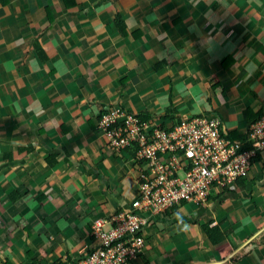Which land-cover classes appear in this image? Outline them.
Here are the masks:
<instances>
[{"label": "crops", "instance_id": "1", "mask_svg": "<svg viewBox=\"0 0 264 264\" xmlns=\"http://www.w3.org/2000/svg\"><path fill=\"white\" fill-rule=\"evenodd\" d=\"M106 106L167 126L218 114L249 146L264 111V0H0V264L81 257L93 224L132 206L136 153L109 146ZM144 230L132 264H264V150L235 187Z\"/></svg>", "mask_w": 264, "mask_h": 264}, {"label": "built area", "instance_id": "2", "mask_svg": "<svg viewBox=\"0 0 264 264\" xmlns=\"http://www.w3.org/2000/svg\"><path fill=\"white\" fill-rule=\"evenodd\" d=\"M222 124L221 116L210 112L167 126L121 106L104 107L98 128L112 149L135 150L139 195L128 210L93 224L91 251L59 264H132L146 249L144 228L154 215L183 203H204L218 184L235 187L264 150V111L249 128L247 147L226 136Z\"/></svg>", "mask_w": 264, "mask_h": 264}, {"label": "trees", "instance_id": "3", "mask_svg": "<svg viewBox=\"0 0 264 264\" xmlns=\"http://www.w3.org/2000/svg\"><path fill=\"white\" fill-rule=\"evenodd\" d=\"M142 118H151L152 116L151 115H147V114H139ZM164 125V124H163ZM166 125V124H165ZM225 134V133H224ZM227 136V134H225ZM208 232H209V236H211L212 238V234L210 233L211 231H213V229H210L209 227L207 228ZM214 241V240H213ZM61 263V262H60Z\"/></svg>", "mask_w": 264, "mask_h": 264}]
</instances>
